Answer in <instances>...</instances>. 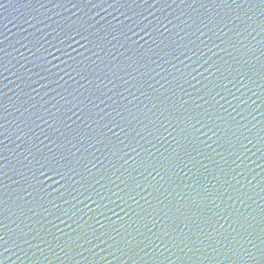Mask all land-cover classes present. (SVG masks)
<instances>
[{
  "label": "water",
  "instance_id": "water-1",
  "mask_svg": "<svg viewBox=\"0 0 264 264\" xmlns=\"http://www.w3.org/2000/svg\"><path fill=\"white\" fill-rule=\"evenodd\" d=\"M0 264H264V0H0Z\"/></svg>",
  "mask_w": 264,
  "mask_h": 264
}]
</instances>
